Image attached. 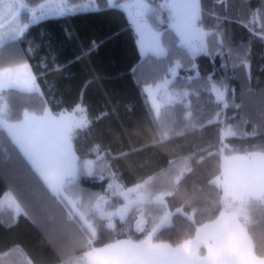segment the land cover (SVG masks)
Here are the masks:
<instances>
[{
  "label": "trees",
  "instance_id": "16d2710c",
  "mask_svg": "<svg viewBox=\"0 0 264 264\" xmlns=\"http://www.w3.org/2000/svg\"><path fill=\"white\" fill-rule=\"evenodd\" d=\"M23 1L35 7L48 0ZM160 1L149 0L161 10ZM98 2L99 10L45 19L5 43L0 67L10 66L18 52L19 62L30 63L43 94L13 91L7 100L14 116L24 109L59 113L86 107L90 124L75 133V151L80 161L97 160L99 154L104 160L97 162L107 164L103 180L82 178L87 193L106 192L114 180L124 189L136 187L189 158L191 171L167 197L173 223L157 234L166 242H182L194 233L176 208L196 209L197 227L219 214L222 190L209 181L223 171L218 147L225 126L232 125L235 135L223 139V155L264 144V0H201L203 23L214 32L209 52L195 59L171 39L168 27V55L143 57L124 10L139 0ZM176 60L183 67L174 85L191 91L189 104L166 106L157 118L144 88L161 81ZM212 84L230 88L232 106L223 109ZM219 116L223 119L214 120ZM0 161V198L12 192L27 212L16 220L12 210L0 211V255L18 249L33 264H63L68 254L89 251L82 222L69 219L68 209L2 131ZM89 219L97 229L92 247L129 237L125 222L113 230L93 213ZM251 235L257 254H264V212H254Z\"/></svg>",
  "mask_w": 264,
  "mask_h": 264
},
{
  "label": "snow or ice",
  "instance_id": "6c2138e0",
  "mask_svg": "<svg viewBox=\"0 0 264 264\" xmlns=\"http://www.w3.org/2000/svg\"><path fill=\"white\" fill-rule=\"evenodd\" d=\"M25 6L22 0L7 4L0 0V8L5 9L13 20L18 19L20 9ZM162 7L169 13L167 22L178 45L187 49L192 57L203 51L204 46L196 43L199 37L206 35L199 23L200 0H165ZM135 8L136 12L129 14L141 45L144 38H147L148 47L157 57L167 56L170 46L166 34L153 22L154 18L161 15L160 10L154 8L149 0H139ZM3 19L0 15V51L6 42ZM28 27L27 23L18 26L7 39L18 40L24 36ZM19 59V53L15 52L10 66L0 67V131L6 134L38 180L60 203L68 207L69 219L79 217L82 221L81 230L88 237L85 246L89 251L82 256L68 254L63 264H264V254H257V246L251 235L254 212H264V144L254 145V150L245 149L243 154L223 156V151L227 148L223 143L224 137L234 135L226 129L218 147L223 158V171L209 181L222 190L218 201V216L197 227L196 209L191 213H184L182 208H176V214L184 215L191 222L194 235L182 242L160 240L157 234L166 226L165 222L172 213L166 211L163 218L154 219L150 223L146 218L145 206L165 204L164 197L171 196V191H158L155 194L141 192L140 189L148 184L145 181V184L135 188L121 189L119 194L123 196L125 203L108 211L107 195L87 193L80 187L81 175H95L103 180V171L107 168L106 162L97 166L93 161L81 162L75 156L72 142L77 130L88 124L85 115L77 116L75 112L66 111L53 113L47 107L41 108L39 113L24 109L19 116L12 114L10 102L5 99L6 94L20 91L43 95L39 92L30 66L19 62ZM180 66L177 61L170 73L175 75ZM164 83L167 84L168 81L165 80ZM211 90L218 101L224 100L223 91L215 84L211 85ZM175 96L183 102L187 93L178 91ZM76 110L82 113L86 111L81 105H77ZM156 112L159 114L158 107ZM97 160L103 161L104 158L98 154ZM169 171L173 172V183L179 184L184 172H190L191 169L185 161L183 164H173ZM114 175L111 174V178ZM108 187L111 189L113 185L109 184ZM80 207H87L90 212L107 222L108 229L113 230L116 218L130 223L131 215L135 232L142 233L143 236L137 239L129 236L103 247H92L97 238V229L85 213L80 211ZM146 225L149 226L145 227Z\"/></svg>",
  "mask_w": 264,
  "mask_h": 264
},
{
  "label": "rangeland",
  "instance_id": "374dc122",
  "mask_svg": "<svg viewBox=\"0 0 264 264\" xmlns=\"http://www.w3.org/2000/svg\"><path fill=\"white\" fill-rule=\"evenodd\" d=\"M11 2H14V0H3V3H5V4L11 3ZM22 2L26 6L24 8H22V9H20L19 17L16 20H13V18L9 15V13L5 9L0 8V15H2L4 17V19H3V32H4V35H5V38H6V42L5 43L10 41V40L7 39L9 34L14 33L16 28L18 26L24 24V23L29 24V27H30L31 25L39 23V22H41V21H43L45 19L56 18V17H61V16H64V15H67V14H76V13H81V12H86V11L100 9V5H99L98 0H78V1H72V0H48V1H45L44 3H41L40 5L35 6V7H30L23 0H22ZM164 3H165V0H161L160 1V4L163 5ZM200 5H201V20H200L199 23H200V27L202 28L203 32L206 35H203L202 37H199L197 39L196 43L198 45H203L204 46V50L197 52V54L194 57L191 56L193 59H195L196 57H198V56H200L202 54H207L209 52V50H208V38L214 32L213 29L207 28L204 25L201 0H200ZM154 8H160V7H155L154 6ZM124 10H125L126 15L128 17L129 23H130V25H131V27H132V29L134 31V34H135V37H136V41H137V44H138V47H139L141 55L143 57H146V56H149V55H155L150 50V48L148 47L147 38H144L143 44L141 45L140 38L138 37V34H137L136 30H135V25L132 23V16H130L129 13L131 12V13L134 14L136 12L135 6L125 7ZM164 12H165V14H164ZM160 13H161V15L159 17H157V18H154L153 22L159 27L160 31H163L165 33L167 32L166 30H167V27H168V29H169L168 33H171L170 34L171 35V39L173 41L177 42V38H174L175 36H174V34L172 32V29L170 28V26H169V24L167 22V17L169 15L168 11L161 6ZM162 57H164V56H162ZM177 61H179V64L181 66L177 69L175 75H172L170 73V70H169V73L161 81H159L156 84L147 85L144 88V92L147 94L149 102H150V104H151V106H152V108L154 110L155 116L157 118L161 115L162 109L164 107H166V106L174 105V104H178V103H183V102H185L186 104H189V98H190V95H191V91L189 89L184 88V87H178L177 85H174V83L178 79L179 75L181 74V69L183 67L181 60H176L175 63ZM175 63H174V65H175ZM26 64L30 66L31 73L36 77V75L34 74L32 68H31L30 63H26ZM196 75H198V74H195V76ZM191 78H192V76L190 77L189 80H191ZM165 80L168 81L167 84L164 83ZM35 83L39 86V92L41 93L42 89H41V87H40V85H39V83L37 81V78H36ZM216 87L218 89H220L221 91H223V93H224V100L221 101L222 104H223V109H225L228 106H232L231 101L229 99V93L231 94L230 88H228L227 86L226 87H220V86H217V85H216ZM149 89H151L150 93H149ZM228 89H229V91H228ZM178 91H184V92L187 93V96L185 97L183 102H180L175 96V93H177ZM6 96L7 95H5V99L7 100ZM225 102H226V106H225ZM79 105H81L82 108L84 110H86V107L83 104H79ZM157 107L159 108V114H157V112H156V108ZM63 112H65V111H63ZM66 112H68V113L75 112V115H77V116H80V115L83 114V115L86 116V118L88 120V124L85 127H87L90 124V119H89L87 110L82 113L81 111H78L75 108V109H73L71 111H66ZM220 119L222 120L223 117L219 116V117L215 118L214 120H220ZM226 129H229L235 135V130L233 129L232 125L225 126V128L223 129V133H224V131ZM230 136H233V135H228V136L224 137V139H227ZM73 149H74L75 156L78 158L77 153H76L75 148H74V143H73ZM237 154H243V153H237ZM232 155H235V153H233ZM223 156H227V155H223ZM86 161H93V162H95V164L97 166H101L99 164V162H97V160H95V159L82 160L81 162H86ZM185 161H187V165H189V158L184 159L183 161H181L178 164H183ZM170 169H172V168H170ZM187 172L188 171L184 172L183 176ZM83 177H92V178L101 180V179L98 178V176H95V175L94 176L81 175V177L79 179V184H80V187L82 189H83V187H82L81 181H82ZM112 185H113V188L109 189V187H108L106 192H102V191L89 192V193L107 195L109 203H108V205L106 207H107L108 211H112L114 209H117L123 203H125L123 196H121L119 194L120 190L124 189L123 186L119 182H117L115 180L112 182ZM175 185L176 184L173 183V172L168 170L167 172H165L159 178H157V179L154 178V179L149 180L148 184L145 185V188L144 189H140V191L141 192H150V193H153V194H155L158 191H165V192L171 191L172 192ZM131 188H135V187H131ZM131 188H127V189H131ZM127 189H124V190H127ZM133 195H135V193H133ZM167 197L168 196L164 197V200L166 202L165 204H148V205L145 206V208H146V218L149 220L150 223L154 219L163 218V216H164L166 211L172 213V215L169 217V219L165 222L166 226L167 225H171L173 223V220H172L173 212L168 207ZM62 205L68 209V207L65 204H62ZM6 209L12 210L14 212L16 220L21 215H25V213H27L26 210L24 209V206L19 202V200L16 198V196L12 192H6L0 198V211L6 210ZM18 209H19V211H18ZM80 211L84 212L86 217H87V219L89 221H91V223L93 224V221L89 219V215L92 212H90L87 207H80ZM75 218L79 219V217H75ZM129 221H130V223H127L129 236H131L133 239L142 238V236H143L142 233L135 232V223H134V220L132 219L131 215L129 216ZM119 222H120L119 218H116L114 220V223L116 225L115 229L117 228ZM148 226L149 225H146L145 227H148ZM127 238H129V237H127ZM120 240H124V239H120ZM27 260L31 264H33V262L31 261V259L29 257H28ZM22 264H23V262H22ZM26 264H28V263H26Z\"/></svg>",
  "mask_w": 264,
  "mask_h": 264
},
{
  "label": "crops",
  "instance_id": "0c3cea01",
  "mask_svg": "<svg viewBox=\"0 0 264 264\" xmlns=\"http://www.w3.org/2000/svg\"><path fill=\"white\" fill-rule=\"evenodd\" d=\"M21 258V259H20ZM18 249L0 255V264H31Z\"/></svg>",
  "mask_w": 264,
  "mask_h": 264
}]
</instances>
